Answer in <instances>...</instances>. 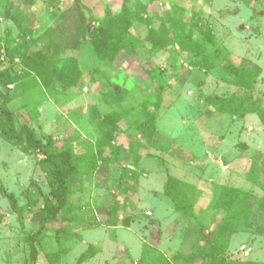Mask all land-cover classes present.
<instances>
[{
    "label": "rangeland",
    "instance_id": "obj_1",
    "mask_svg": "<svg viewBox=\"0 0 264 264\" xmlns=\"http://www.w3.org/2000/svg\"><path fill=\"white\" fill-rule=\"evenodd\" d=\"M0 48V73L16 77L3 107L80 170L39 233L55 204L44 157L2 138L0 111V264H187L225 216L220 186L257 201L212 264H264V191L247 180L251 162L264 174V125L249 112L264 107V0H0ZM243 59L252 88L228 71Z\"/></svg>",
    "mask_w": 264,
    "mask_h": 264
},
{
    "label": "trees",
    "instance_id": "obj_2",
    "mask_svg": "<svg viewBox=\"0 0 264 264\" xmlns=\"http://www.w3.org/2000/svg\"><path fill=\"white\" fill-rule=\"evenodd\" d=\"M82 24L83 25H80L79 27L80 35L85 33V31L87 30L89 31V33H91L92 30L90 31L89 26L86 27V22L82 21ZM121 39L122 42L119 41L118 43L121 48L129 50V44L133 45L135 48L140 46V43H135L134 41H131L127 38ZM82 40H84L83 37H78L73 48L81 44ZM227 66L228 68H230L228 69V71H230L234 75V85L247 88H252L254 86V73L253 75H251V73L248 71V68L252 67L248 59H243L241 66H236L234 63H229ZM14 78L16 77H10V75L0 73V101L3 104H1L2 106L0 105V111L2 117L6 121V127L1 131V135L3 139L10 143H27L26 151H38L44 157L43 167L48 174L47 176L49 178V184L51 186V194L53 199L55 200V204L52 206L44 205L42 207L43 218L41 220V229L39 231V233H41L45 230V226L48 221L55 219L66 207H68L72 180L79 176L80 170L74 158V155L70 150H66L61 145L56 143L52 136H47L44 139L36 137L33 129L27 124L21 125L19 127L17 124L15 112L7 109L6 107H3L4 105L9 104L15 99L14 91L6 92L2 90L3 87L8 85L9 83L15 82ZM62 82L64 83V81ZM235 99L238 100V97L235 96L231 100H224L219 99V97H215L213 101H216V103L219 104L220 108H222V106L225 105L231 107L232 102L235 101ZM242 108V106H239V110L237 112H233L234 118L242 117L246 113H248L245 112ZM21 109L29 112L28 105H23ZM249 112L257 113L259 115L260 121L264 125V107H261L257 111H255L254 109L249 110ZM24 117L27 118L25 115ZM247 180L255 183L264 191V174L262 173V170L258 163L251 162ZM6 196L8 197L12 208L17 210L18 201L15 196L9 194H6ZM256 201L257 197L247 191L230 186H220L217 189V193L214 197L213 203H215V208L225 212V216L214 229L212 233V242L209 241L207 236H201L199 241L205 242L204 245L201 246V242L197 243L196 245L193 244L196 249H199V247L201 248L199 250V253H192L187 255V257H184L186 263L212 264V262L216 260H222L224 262L222 256L229 248L231 235L242 228L245 219L251 214L254 203ZM34 244L35 241H31V256L35 261L38 257V251ZM238 264L255 263L244 261Z\"/></svg>",
    "mask_w": 264,
    "mask_h": 264
},
{
    "label": "water",
    "instance_id": "obj_3",
    "mask_svg": "<svg viewBox=\"0 0 264 264\" xmlns=\"http://www.w3.org/2000/svg\"><path fill=\"white\" fill-rule=\"evenodd\" d=\"M89 28H90V31H91L92 30V27H91L90 23H89Z\"/></svg>",
    "mask_w": 264,
    "mask_h": 264
},
{
    "label": "crops",
    "instance_id": "obj_4",
    "mask_svg": "<svg viewBox=\"0 0 264 264\" xmlns=\"http://www.w3.org/2000/svg\"><path fill=\"white\" fill-rule=\"evenodd\" d=\"M253 116V115H252ZM253 118V117H252ZM246 120V118H244Z\"/></svg>",
    "mask_w": 264,
    "mask_h": 264
},
{
    "label": "built area",
    "instance_id": "obj_5",
    "mask_svg": "<svg viewBox=\"0 0 264 264\" xmlns=\"http://www.w3.org/2000/svg\"><path fill=\"white\" fill-rule=\"evenodd\" d=\"M4 58L2 57V60H3Z\"/></svg>",
    "mask_w": 264,
    "mask_h": 264
}]
</instances>
